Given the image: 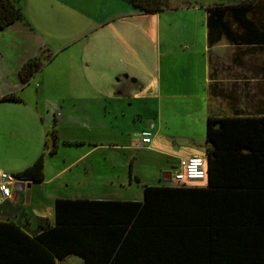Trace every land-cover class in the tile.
<instances>
[{"label": "crops", "instance_id": "obj_1", "mask_svg": "<svg viewBox=\"0 0 264 264\" xmlns=\"http://www.w3.org/2000/svg\"><path fill=\"white\" fill-rule=\"evenodd\" d=\"M258 1L260 0H255L253 5L258 4ZM45 5L46 9L51 11H55V8L60 9L56 1ZM60 5L64 8V2ZM261 6H263L259 9L261 13H256L254 18L251 19V15H247V19L254 22L253 26L258 27L257 31L260 26L258 22H264V11L262 13L264 3ZM206 8L203 17V36L197 43H195L196 40L187 41L182 45L184 49L175 53L171 49L162 52L157 45L162 29L159 13L141 14L124 0H95L93 18L87 26L90 28L82 30L78 27L79 22H75L74 18L72 22L67 20L66 29L61 32L64 44L57 47L59 52H63L64 58L58 63L59 68L56 67L50 73H43L44 67L52 60L53 54L48 53L49 45L44 36L38 32V30L42 31V28H39L41 26L22 15L20 20L0 30V169L17 174L33 164L40 155L44 160L43 181L32 182L29 189L19 190L18 188L13 199L0 203V222L13 223L27 235L35 236L44 228L54 226L57 199L141 201L144 186L165 185V182L170 179V173H163L162 182L156 184L147 180L143 182L140 166H136L135 162L137 151L161 152L172 160L171 163L175 161L176 166L180 159L206 156L209 147L206 139L205 151L201 154L193 151L183 155L180 150L164 148L166 144L158 141L160 127H157L158 132L154 131L155 123L151 127L156 138L151 137L149 145H142L140 142L142 133L149 131L141 130L137 133L139 139L137 138L135 142L131 139L117 142L116 136L108 134L111 130L120 134L129 133L124 126L118 127L121 125L118 119L125 117L123 109L119 112L118 107L122 106L121 104L127 99L142 100L138 97L139 93L147 94V89L154 83L150 82L147 86H142L135 78L128 75L132 74L128 66L122 69L124 72L113 70L116 67L114 62L117 61L115 60L117 59L115 44L117 38H122L119 31L125 30L133 22L139 24L148 22L153 27L149 38L150 41L155 42L158 50L156 69L158 73L166 75L164 76L165 81L162 78L160 80L161 83H165L166 103L172 100L173 105L186 102L199 104L201 107L204 97L208 106L205 113L206 119L209 116H248L264 112V36L261 35L263 40L256 39V42H249L238 40L237 37L229 36L221 31L212 35V24L208 23ZM70 9L75 11L76 15H80L79 3L71 4ZM194 15L195 17L190 20L192 24L196 25L200 22L203 26L202 15L196 13ZM231 24L234 30L235 28L238 30L237 24L233 22ZM83 41L84 45L81 46ZM99 44L106 48L105 54L94 50L98 47H91ZM193 44H195L193 51L187 53L186 51L190 50ZM197 44H199V50H196ZM132 54L134 52H126L127 57ZM35 57H42L45 62L29 82L23 84L19 71L25 63ZM125 60L131 62L130 58ZM168 60L174 67L173 72L175 71L172 82L177 79L180 83L181 94L178 95L181 97L180 100L177 99L176 94L170 93L172 83L167 75ZM187 63H190V68L199 72V83L203 82V95L199 92L193 93L184 82L185 78L190 80L191 77L190 73L184 70ZM40 73L42 75H38ZM111 74L117 75L113 81H110ZM56 83H58L60 96L47 104L43 102L40 104V94ZM81 85L87 88L86 97L82 96L84 94H82ZM9 95H14L15 98L3 99ZM160 103L159 105H162ZM214 105L223 106L221 112H214L212 109ZM156 119V124L162 126L163 118L157 112ZM172 120L175 121L174 118ZM74 129L86 131L87 140L83 136L68 134ZM101 130L104 131L103 137H101ZM53 133L57 137L55 153L50 152ZM67 142L74 144L68 145L69 147L82 148L79 156L68 165L52 166L47 158L55 156L59 148H65ZM86 147L88 149H84ZM118 148L123 154L126 151L130 152L126 176L122 177L120 174L109 176L107 175L108 168L104 164H99V166H103V171L111 182L110 184L117 179L124 190L128 189L125 186L126 182L130 186L132 175H135L134 180L141 186V193H137L134 197H127V195L118 196V198L113 196L86 198L73 196L66 190L72 185L70 181L72 175L69 174L63 178L66 173L82 164L78 171L75 170L76 177L81 179L88 174V167L91 170L96 167V164L90 163L93 154L103 150L108 154L111 152L112 158L115 159L117 154L115 149ZM85 161L88 163L84 164ZM165 169L168 170L169 167ZM95 175L88 178L91 184H97L101 180L99 174ZM49 186L56 189L50 190ZM71 257H77L80 261H75ZM54 264H84V261L78 256L71 255L63 260L54 258Z\"/></svg>", "mask_w": 264, "mask_h": 264}, {"label": "trees", "instance_id": "obj_2", "mask_svg": "<svg viewBox=\"0 0 264 264\" xmlns=\"http://www.w3.org/2000/svg\"><path fill=\"white\" fill-rule=\"evenodd\" d=\"M124 1L141 14L172 8L169 0ZM254 2L206 8L212 35L221 31L238 40H263L264 22L257 31L251 21ZM21 18L11 0H0V30ZM44 60L35 57L22 66L23 84ZM205 139L204 185H146L141 201L57 199L54 226L35 236L0 222V264H54V258L71 255L84 264H264V112L209 116ZM51 144L55 153L54 133ZM43 168L40 155L18 174L42 182Z\"/></svg>", "mask_w": 264, "mask_h": 264}, {"label": "rangeland", "instance_id": "obj_3", "mask_svg": "<svg viewBox=\"0 0 264 264\" xmlns=\"http://www.w3.org/2000/svg\"><path fill=\"white\" fill-rule=\"evenodd\" d=\"M18 8H20L23 17H27L28 20H32L34 24H37L42 28V31H39L35 26L36 30L44 36L46 43L49 45L48 53L53 54L52 60L44 67L43 73H50L59 66V61L63 60V52H59L57 47L64 44V40L62 38V33L66 29V25L69 22H72L73 18L75 22H79V28L88 29L87 27L91 23V19L93 18V12L95 9V0H11ZM51 1H56L59 8H55V11H51L46 9L45 4H50ZM171 9L160 12L161 15V24L162 29L157 39V45L160 47V50L164 52V50L171 49L172 52H179L183 50L182 45L186 44L187 41H194L197 43L201 36H203V28H204V20L205 16V8L208 6L214 5H224V4H233L240 1H248V0H169ZM64 2V8L60 5ZM69 8H67L66 4ZM79 3L81 6L80 15H76L75 11L70 9L71 4ZM264 3V0L258 1V4L252 6V10L254 15L256 13H261L259 11L261 6ZM202 15L203 26L198 22L196 25H193L190 20H192L195 15ZM258 13V14H259ZM71 25V24H70ZM233 26V24H231ZM153 31V27L148 23L139 24V23H131L130 26H127L125 30L119 31V34L122 38H117V43L115 44L116 53H117V61L114 62L116 66L113 70L123 71L124 67L128 66L132 71V74H128L135 78L142 86H147L148 83L154 82L153 86H150L147 90V94L143 95L139 93L138 97L142 100H124L122 106L118 107V110L123 109L124 118H119L118 122L121 125L118 127H125L127 132L120 134L119 132L110 131L108 134L110 136H116L117 142L123 141L126 139L131 141H136L139 139V133L141 130L149 131L153 135L152 138H156L154 135V131L158 132V128L160 127V134L158 132V141L162 144H166V147H170L173 150H180V153L183 155L188 154L189 152L205 151V138H206V118L205 113L207 112L208 106L206 105V100L203 97V104L200 107L199 104L186 103L180 105H173L172 100H169L166 103V88L165 83L160 82L161 78L165 81L163 73H158L157 71V63H158V50L155 46V42L150 41L149 34ZM236 30V28H235ZM237 32H239L237 30ZM46 33V34H45ZM48 33V34H47ZM151 37V36H150ZM84 45V41L81 46ZM194 45L190 48V50L186 51L187 53L192 52L194 49ZM91 47L94 48L95 51H99L100 54L106 53V48L101 44L93 45ZM199 44L196 45V50H199ZM127 53L134 52V54L127 57ZM47 53V52H45ZM46 55V54H45ZM126 58H130L131 62L125 60ZM169 66L167 69L168 79L172 83V90L170 93H174L177 95V99H181L179 94L180 92V83L177 79H174L172 82V78L174 76L173 66L171 61L168 60ZM190 63L186 64L184 70L190 73V80L184 79V82L187 84L189 90L193 93H201L203 95V82L199 83L200 74L198 71L190 68ZM59 68V67H58ZM123 69V70H122ZM124 72V71H123ZM127 73V72H125ZM38 75H42L41 73ZM117 77L116 74L110 75V81H113ZM167 80V79H166ZM56 83L55 85H50L46 90H44L40 96V104L48 103L54 100V98H58L60 96L59 87ZM82 96H87V88L84 85H81ZM171 89V86H169ZM134 87H132L133 89ZM161 88V91H160ZM135 89V88H134ZM137 89V88H136ZM138 90V89H137ZM198 90V91H197ZM86 91V92H83ZM134 92H138L134 90ZM77 93V92H75ZM161 99V100H160ZM161 101V103H160ZM192 101V99L190 100ZM162 104V105H159ZM215 104V103H214ZM223 107V106H222ZM222 107L220 105H214L212 109L214 112H221ZM156 112L158 115H161L163 118V125H158L156 119ZM223 114V113H221ZM224 116V115H223ZM167 117L169 119H167ZM175 119L173 121L172 119ZM155 123V130L152 132L151 125ZM116 127V128H118ZM103 132L101 130V137H103ZM68 134L83 136L87 140L86 131L80 130H72L69 131ZM65 148H59V152L53 156L52 158H47V161L51 163L52 166L61 167L63 165H68L71 161L75 160L79 153L82 151V148L69 147L68 145H74L71 142H67ZM88 149V147L84 148ZM117 154L115 159L112 158L111 152L110 154L105 153L103 150L97 151L90 159V163L96 164L94 170H91L88 167V174L86 176H82L83 178L78 179L76 177V171L79 170L80 166L74 168V170L66 173L64 177L67 175H72L71 182L72 185L66 189L73 196L77 197H86V198H105L107 196H113L118 198V196H127L134 197L137 193H141V186L134 180V176L132 179V184L129 186L126 182L125 186L128 187L127 190H124L119 185V181L117 179L113 180V184L108 180L107 175L114 176L116 174H120V176H126V171L129 168L128 160L130 156V152L126 151L125 154L122 153L120 148L115 149ZM159 151V150H158ZM108 155L110 157H108ZM19 156V155H18ZM136 166H140V175L142 177L143 182L145 180L156 184L160 181L162 182L163 173L169 172L173 173L174 168L176 166V162L171 163V159L167 158L166 155L161 152L154 151H137L136 152ZM88 162H84L87 164ZM105 165L109 171L106 175L103 171V166ZM115 166V168H112ZM169 167L166 170V167ZM76 170V171H75ZM5 171V170H4ZM8 172V171H6ZM95 174H99L101 180L97 184H91V181H88V178L94 176ZM96 176V175H95ZM121 178V177H120ZM105 179V180H104ZM96 182V181H94ZM168 183V182H165ZM204 185V184H200ZM48 189H56L53 186H49ZM67 193V192H66ZM71 259L75 261H80L77 257H71ZM72 261V260H70Z\"/></svg>", "mask_w": 264, "mask_h": 264}, {"label": "built area", "instance_id": "obj_4", "mask_svg": "<svg viewBox=\"0 0 264 264\" xmlns=\"http://www.w3.org/2000/svg\"><path fill=\"white\" fill-rule=\"evenodd\" d=\"M141 144H151V134L143 132ZM207 178V162L205 157L192 156L180 159L173 173H170L169 183L172 186H193L204 184ZM31 182L17 173H10L0 169V203L11 200L20 185L26 189Z\"/></svg>", "mask_w": 264, "mask_h": 264}, {"label": "water", "instance_id": "obj_5", "mask_svg": "<svg viewBox=\"0 0 264 264\" xmlns=\"http://www.w3.org/2000/svg\"><path fill=\"white\" fill-rule=\"evenodd\" d=\"M31 183H32V182H29V183L26 185V189H29V188H30ZM20 189H22V190L24 189V188L22 187V185L19 186V190H20Z\"/></svg>", "mask_w": 264, "mask_h": 264}, {"label": "clouds", "instance_id": "obj_6", "mask_svg": "<svg viewBox=\"0 0 264 264\" xmlns=\"http://www.w3.org/2000/svg\"><path fill=\"white\" fill-rule=\"evenodd\" d=\"M24 190V189H23Z\"/></svg>", "mask_w": 264, "mask_h": 264}]
</instances>
